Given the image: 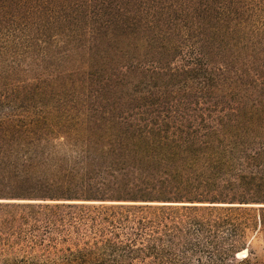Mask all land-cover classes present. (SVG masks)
<instances>
[{
	"label": "trees",
	"instance_id": "16d2710c",
	"mask_svg": "<svg viewBox=\"0 0 264 264\" xmlns=\"http://www.w3.org/2000/svg\"><path fill=\"white\" fill-rule=\"evenodd\" d=\"M254 229L264 0H0V256L232 264Z\"/></svg>",
	"mask_w": 264,
	"mask_h": 264
},
{
	"label": "rangeland",
	"instance_id": "374dc122",
	"mask_svg": "<svg viewBox=\"0 0 264 264\" xmlns=\"http://www.w3.org/2000/svg\"><path fill=\"white\" fill-rule=\"evenodd\" d=\"M71 235H75L70 232ZM54 235L58 236V233H55ZM45 242V245L41 248H35L33 250V247L31 244L27 246L28 243L22 244H16L15 249L6 252V255L0 256V261L3 259V257L10 259V261H22L26 258H31L33 255L35 257L40 259L41 264L45 263H51V261L54 259L53 254L51 253V249L47 243ZM67 244H60V248L67 247ZM232 262V264H250L255 263L256 261H263L264 262V231L262 230H250L248 232V238H247V244L246 247L239 250L235 257H232V259L229 260Z\"/></svg>",
	"mask_w": 264,
	"mask_h": 264
}]
</instances>
